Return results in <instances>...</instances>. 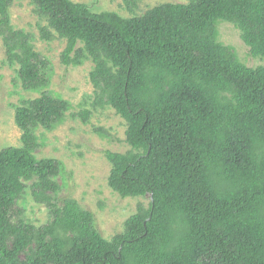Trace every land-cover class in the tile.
<instances>
[{"label":"trees","instance_id":"16d2710c","mask_svg":"<svg viewBox=\"0 0 264 264\" xmlns=\"http://www.w3.org/2000/svg\"><path fill=\"white\" fill-rule=\"evenodd\" d=\"M30 1L46 22L40 38L65 41L61 64L93 65V107L125 121L130 150L104 153L109 188L149 203L111 240L76 200L57 203L63 164L36 159L34 130L57 125L69 105L42 92L14 109L21 146L0 150V264H264V66L240 63L216 30L232 24L264 61V0H186L131 18L71 0ZM11 3L0 0L7 60L23 89H42L46 61L12 28ZM26 189L49 211L46 224L19 218Z\"/></svg>","mask_w":264,"mask_h":264},{"label":"rangeland","instance_id":"374dc122","mask_svg":"<svg viewBox=\"0 0 264 264\" xmlns=\"http://www.w3.org/2000/svg\"><path fill=\"white\" fill-rule=\"evenodd\" d=\"M85 4L95 14L111 12L122 18L142 16L149 9L165 3H186V0H134L127 6L124 0H71ZM10 24L14 30L25 32L30 45L46 66L42 69L48 84L42 89H23L17 80L16 63L7 60L2 37H0V150L20 147L21 132L14 124V109L21 102L34 99L42 92L68 103V111L57 125L50 129L38 127L34 135L38 147L33 150L36 159L52 158L63 164L64 171L56 179L60 191L54 196L57 203L71 198L82 209L93 214L96 230L111 240L124 230V222L136 212L139 205L148 207L149 197L121 198L112 191L107 179L111 169L105 159L106 151L125 153L130 150L125 143V121L109 106L93 107V87L89 74L93 65L84 61L79 66L65 67L60 54L65 41L56 35L49 41L42 40L39 26H46L44 19L35 13L30 0H12ZM217 41L229 47L237 60L249 68L264 66V61L252 58L242 43L239 31L230 23L216 24ZM90 111L87 122L77 113ZM29 185V183H27ZM20 219L35 227L50 221L49 211L33 202L28 189L16 203Z\"/></svg>","mask_w":264,"mask_h":264}]
</instances>
